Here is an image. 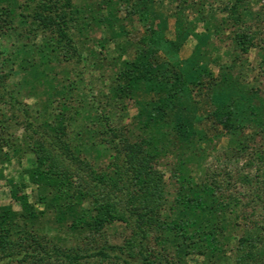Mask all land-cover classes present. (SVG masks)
Masks as SVG:
<instances>
[{
    "label": "trees",
    "instance_id": "1",
    "mask_svg": "<svg viewBox=\"0 0 264 264\" xmlns=\"http://www.w3.org/2000/svg\"><path fill=\"white\" fill-rule=\"evenodd\" d=\"M153 2L94 0L76 5L73 0H0V37L17 29L22 39L13 58L7 59L17 61L23 87L40 90L45 111L52 102L59 106L49 119L38 122L32 117L6 84L0 49V164L10 160L9 150L16 155L30 150L35 157L25 170L26 181L8 179L20 209L0 205V264H94L91 259L99 264H184L189 255L200 256L198 264H218L232 237L237 239L235 264H264V219L247 216L248 223L247 218L238 222V213L245 211L238 208L245 205L232 192L229 176L207 172L197 179L191 173L192 165L200 167L208 145L223 138L238 152L251 150L264 166V98L258 88L240 80L236 68L237 63L243 65L239 53H248L256 36L234 30L233 52H226L228 61L214 72L207 55L208 25L197 33L177 15L174 36L169 38L166 15ZM228 18L233 26L240 20L237 14L222 21ZM94 25L110 30L111 36L125 35L127 25L141 30L132 56L123 57L125 49L118 45L119 64L109 95L122 109L132 100L136 114L131 126H116L102 110L103 122L97 126L86 112L84 126L69 130L66 112L73 104L68 96L75 83L62 82L60 64L72 57L82 62V36L87 37ZM190 35L196 43L188 56L181 57ZM92 44L104 47L102 38ZM2 104L10 115L6 119L24 129L23 152L5 136ZM203 104L210 107L204 114ZM205 121H211L210 130L202 126ZM136 126L139 135L134 134ZM103 143L110 149V159L102 168L97 165V172L78 147L93 151ZM169 149L171 190L161 168ZM2 175L0 169V179ZM240 180L250 184L254 179L242 175ZM28 185L36 190L38 208L25 192ZM256 189L246 195V203L262 197L264 187ZM115 222L129 230L123 241L112 244L105 238L95 244V236ZM49 226L88 241L84 247L62 245L48 238Z\"/></svg>",
    "mask_w": 264,
    "mask_h": 264
},
{
    "label": "rangeland",
    "instance_id": "2",
    "mask_svg": "<svg viewBox=\"0 0 264 264\" xmlns=\"http://www.w3.org/2000/svg\"><path fill=\"white\" fill-rule=\"evenodd\" d=\"M91 1L94 0H73L76 5ZM153 5L157 11L166 15L167 27L165 33L169 38L174 36V21L177 15H180L185 23H191L194 26V32L197 33L205 31V26L208 25L210 28L208 40L210 54L207 50V55L208 59H210L209 65L214 72H217L219 64L228 61L226 52L229 54L233 52L234 43L232 40L234 33L242 30H247L251 33L254 32L256 43L249 49L248 53H239L243 65L237 63L236 68L241 73L240 80L258 88V93L264 98V0H187L186 2H182L181 0H154ZM225 5H228L229 8L223 9ZM122 12L121 9V14ZM237 14L240 16V20L236 26L230 25L232 21L229 18L228 22L222 21V19L225 20V18L236 16ZM219 25L222 29L220 28L216 32L215 29ZM126 30L125 35L111 36L110 30L94 25L88 29L86 39L82 36V40L84 41L82 62H77L75 57H72L69 61L63 60L61 62L59 70L60 79L62 82L75 83L71 96L68 93V98L72 101L71 104L73 106L66 112V117L68 118L66 122L67 129H73L74 131L81 129L84 126V122L87 121L85 117L86 112H89L93 116V120H95L98 126V123L103 122L101 119L102 114L100 113L102 110L109 113L112 125L131 126L132 122H134L136 109L132 100L125 101V106L122 109V104H115L109 97L111 87L114 84L113 75L119 64L118 55L120 54V49L118 45H121L125 49L122 56L130 57L133 54L134 43L141 34L140 29H131L129 25L126 26ZM12 32L13 35L0 37V49L4 51L1 68L6 74V84L12 90L13 94H15L19 102H21L22 107L27 109L38 122L43 117L49 119L55 108L59 107L58 101L52 102V104L50 103L46 109L47 111H45L43 104L45 97L41 95L40 90L38 88L33 89L29 85L23 87L24 85L21 83L23 75L18 69L17 61L13 63L11 59H7V57L13 58V49L22 42V39L17 36L18 30L13 29ZM99 38H102L104 43L103 48L92 44V40ZM40 40L41 34L36 36L35 42L38 43ZM195 43L196 39L193 35H190L184 41L179 55L181 57L188 56ZM89 48L93 49L94 52L90 53ZM138 97L145 98L144 95H139ZM200 107V112L203 114L210 109L208 104L200 105ZM2 109L5 110L4 118L6 119L10 115L5 104H2ZM16 113L19 118H22V114ZM5 124V136L9 137L15 143L20 144L19 149L21 151L26 149L25 145L22 144L23 127L17 123H13V120H9L8 118ZM202 126L206 130H210L212 128L211 121L203 122ZM134 129V134L139 135L141 133L137 126ZM105 146H107L105 143L103 145H97L93 151L87 146L78 147L81 152L80 155L89 160L97 172H99V166L101 168L104 167L110 159L108 155L110 149H106ZM250 152L251 150L247 151V153L244 151H236L223 138L217 143L213 142L208 145L205 158L200 162V167H195L194 165L191 167V173L197 179L204 176L207 172H215L219 176H229L231 178L230 184L233 189L232 192L234 195H238L245 205V207L239 206L238 208L241 212L245 209L244 212L238 213L239 218L237 220L239 223L246 222L245 219L247 216L260 222L264 219V194L257 201L246 203L248 193L253 192L255 188H257L256 191H262L264 187V179H262L264 166ZM171 153L169 149L167 154L166 152L163 154V164H161V168L165 173L166 187L169 190L173 186V181L170 178V163L173 159ZM9 156V161L0 164V169H2L3 174V177L0 179V205H10L14 210H19V201L11 197L8 179H12L14 182L26 181L27 176L25 170L34 164L35 157L30 150L25 151L21 155H16L12 150H9ZM242 175L253 177V182L250 184L242 182L240 180ZM255 180L259 182L256 183ZM257 184L258 187H256ZM25 192L28 194L29 200L36 203L37 208L41 206L36 202V190L32 185L26 186ZM250 211H255V214L252 215ZM245 212L247 213L246 216ZM248 219L246 223H248ZM50 228L47 227L45 229L48 238L57 240L62 245L84 247L88 241L82 237H76L63 231H56L52 227ZM128 231V228L123 223L115 222L107 228L106 232L95 236V244L102 243L105 238L109 243L119 244L123 241ZM239 233L237 231L236 236ZM230 240L231 243L227 246L226 253L221 257L218 264H235L236 250L233 245L237 239L232 237ZM200 260L201 257L198 255H189L186 259H183V263L198 264ZM91 261L94 264H99L95 259H91Z\"/></svg>",
    "mask_w": 264,
    "mask_h": 264
}]
</instances>
